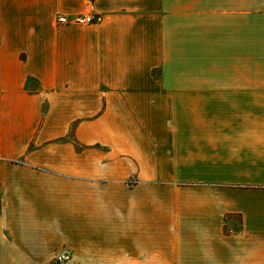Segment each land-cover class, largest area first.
I'll use <instances>...</instances> for the list:
<instances>
[{"label":"crops","instance_id":"obj_1","mask_svg":"<svg viewBox=\"0 0 264 264\" xmlns=\"http://www.w3.org/2000/svg\"><path fill=\"white\" fill-rule=\"evenodd\" d=\"M58 260L264 264V0H0V264Z\"/></svg>","mask_w":264,"mask_h":264},{"label":"built area","instance_id":"obj_2","mask_svg":"<svg viewBox=\"0 0 264 264\" xmlns=\"http://www.w3.org/2000/svg\"><path fill=\"white\" fill-rule=\"evenodd\" d=\"M103 18L100 15H86V16H78L75 17L73 22L74 25L86 26V25H97L102 23ZM58 22L63 25L70 24V20L66 16H60Z\"/></svg>","mask_w":264,"mask_h":264},{"label":"rangeland","instance_id":"obj_3","mask_svg":"<svg viewBox=\"0 0 264 264\" xmlns=\"http://www.w3.org/2000/svg\"><path fill=\"white\" fill-rule=\"evenodd\" d=\"M54 264H63L61 260H58ZM211 264H224V260L211 261Z\"/></svg>","mask_w":264,"mask_h":264}]
</instances>
